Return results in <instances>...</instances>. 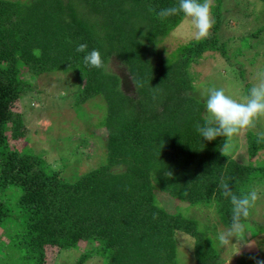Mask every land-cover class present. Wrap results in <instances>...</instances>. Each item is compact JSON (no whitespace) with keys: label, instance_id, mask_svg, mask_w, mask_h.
Wrapping results in <instances>:
<instances>
[{"label":"trees","instance_id":"trees-1","mask_svg":"<svg viewBox=\"0 0 264 264\" xmlns=\"http://www.w3.org/2000/svg\"><path fill=\"white\" fill-rule=\"evenodd\" d=\"M224 3L209 0L212 33L165 53L160 43L186 18L159 12L178 0H0V264H46L48 249L53 264L54 253L73 249L77 264L96 256L102 264H183L180 233L194 238L196 264H221L217 233L185 208L213 209L230 227L220 184L246 195L264 180L255 160L264 135L249 133L252 159L243 163L223 154L224 137L203 141L196 131L206 119L201 90L212 88L200 85L196 67L206 52H226ZM81 43L100 50L102 70L85 65ZM59 72L79 82L75 105L98 95L107 105L106 154L72 179L10 143L29 137L14 105L32 91L30 77ZM237 264L264 258L249 252Z\"/></svg>","mask_w":264,"mask_h":264},{"label":"rangeland","instance_id":"rangeland-1","mask_svg":"<svg viewBox=\"0 0 264 264\" xmlns=\"http://www.w3.org/2000/svg\"><path fill=\"white\" fill-rule=\"evenodd\" d=\"M224 6V21L228 27L223 26L219 34L221 42L228 40L226 52L223 53L225 55L217 50L206 52L205 58L196 67L198 82L200 85L211 83L212 88L223 89L227 95L243 101L249 89L258 82L257 74L264 72V30L257 36L248 35L264 27V7L260 0H225ZM211 17L213 21L212 11ZM179 26L160 43L159 48H165V53L196 38L190 20L185 19ZM245 36L250 37L248 43L245 42ZM114 68L118 69L117 66ZM30 81L32 91L14 105V110L23 115L29 137L19 142L10 140V143H15L19 148L26 145L31 147L34 153L43 156L51 167L62 171V175L68 179L97 167L106 154L104 117L107 105L103 98L98 95L80 106L75 105V87L79 82L75 76L60 72L30 77ZM207 93L208 90H201V98L204 99ZM203 112L205 114V110ZM250 132L264 135V115L255 120L254 126L241 130L231 140L233 148L227 153H232L243 163H249L252 159L248 148ZM255 160L264 162V150L257 154ZM252 190L257 192L258 198L245 223V232L229 238L227 244L216 241L221 264H237L240 257L249 252L258 253L264 258V180L254 182ZM166 199L175 208L174 200ZM184 212L196 216L211 227L213 232L209 236L215 239L214 232L218 235L229 228L220 221L213 209L193 207L189 210L185 208ZM250 226L255 227V234H252ZM2 231L0 229V233ZM178 241L183 264H196L193 259L194 238L187 233H180ZM47 252L50 259L46 264H53L51 249ZM54 258L58 264H77L79 251H59L54 253ZM83 264H102V259L96 256Z\"/></svg>","mask_w":264,"mask_h":264},{"label":"clouds","instance_id":"clouds-1","mask_svg":"<svg viewBox=\"0 0 264 264\" xmlns=\"http://www.w3.org/2000/svg\"><path fill=\"white\" fill-rule=\"evenodd\" d=\"M182 14L190 20L197 39L209 35L212 27V17L209 0H178V4L164 8L159 12L162 19ZM76 52L85 53L84 63L90 68L102 70L105 59L98 49L88 51V45L81 43L76 47ZM258 75L255 83L243 101H238L227 95L223 89L211 88L204 98L205 116L204 123L196 125L197 133L203 141H213L224 137L225 142L222 152L225 155L233 148L231 138L241 130L254 126L255 120L264 115V72ZM221 195L230 200L231 224L230 227L218 234L221 243L227 244L229 238L240 236L246 230L245 221L250 215L258 194L255 190L246 195H237L229 184H220Z\"/></svg>","mask_w":264,"mask_h":264}]
</instances>
